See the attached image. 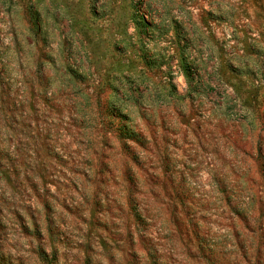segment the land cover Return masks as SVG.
Instances as JSON below:
<instances>
[{
  "label": "rangeland",
  "instance_id": "374dc122",
  "mask_svg": "<svg viewBox=\"0 0 264 264\" xmlns=\"http://www.w3.org/2000/svg\"><path fill=\"white\" fill-rule=\"evenodd\" d=\"M0 264H264V0H0Z\"/></svg>",
  "mask_w": 264,
  "mask_h": 264
},
{
  "label": "built area",
  "instance_id": "2783aa9c",
  "mask_svg": "<svg viewBox=\"0 0 264 264\" xmlns=\"http://www.w3.org/2000/svg\"><path fill=\"white\" fill-rule=\"evenodd\" d=\"M217 102L219 105L226 106L228 114L231 118L244 119L246 115L245 110L243 109L240 101L234 95H229L228 99H225V97L221 96L217 99Z\"/></svg>",
  "mask_w": 264,
  "mask_h": 264
},
{
  "label": "crops",
  "instance_id": "0c3cea01",
  "mask_svg": "<svg viewBox=\"0 0 264 264\" xmlns=\"http://www.w3.org/2000/svg\"><path fill=\"white\" fill-rule=\"evenodd\" d=\"M216 30V29H215ZM198 34V36H200V35H202L201 33H200V31L197 33ZM217 35H218V32H217ZM203 69H208V66H204V68ZM219 121H221L223 124H229L230 125V128H231V126H236V125H232V124H230V123H228V122H226V121H224V120H222V119H219ZM228 121V120H227ZM236 129H238V127H235ZM233 129V131H236V129Z\"/></svg>",
  "mask_w": 264,
  "mask_h": 264
}]
</instances>
